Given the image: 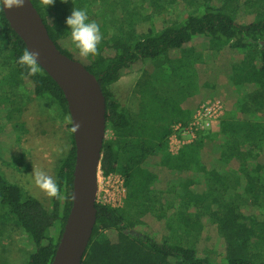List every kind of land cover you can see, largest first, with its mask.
<instances>
[{
    "label": "trees",
    "instance_id": "1",
    "mask_svg": "<svg viewBox=\"0 0 264 264\" xmlns=\"http://www.w3.org/2000/svg\"><path fill=\"white\" fill-rule=\"evenodd\" d=\"M31 2L57 48L99 81L107 124L100 170L121 174L126 187L121 207L96 204L82 264H264V0ZM73 8L100 26L99 55L84 59L73 51L65 23ZM25 48L0 11V134L4 123L22 129L20 114L35 100L66 123L70 146L54 177L63 199L50 198L46 206L0 174V225L27 236L33 249L24 264H51L72 206L75 145L61 88L42 68L28 76L16 62ZM194 50L204 56L196 65L200 92L161 106H171L168 126L136 123L110 87L135 67ZM209 97L225 106L218 131L205 130L170 152L173 126L187 125ZM204 220L220 240L218 261L199 249ZM157 223L164 226L159 237L150 229Z\"/></svg>",
    "mask_w": 264,
    "mask_h": 264
},
{
    "label": "rangeland",
    "instance_id": "2",
    "mask_svg": "<svg viewBox=\"0 0 264 264\" xmlns=\"http://www.w3.org/2000/svg\"><path fill=\"white\" fill-rule=\"evenodd\" d=\"M155 24L159 28L161 21L156 19ZM199 47L200 45L196 49ZM203 59L204 56L198 50L181 54L175 52L170 60L161 57L148 64L147 69L135 67L126 72L110 89L121 105L130 111L136 123L147 121L154 123L159 129L161 126H168L170 121L165 116H169L171 106L166 111L161 106L166 103L171 105L173 101L182 103L190 95L200 92L196 65L202 63ZM207 100L220 99L209 97L203 102ZM223 107L225 112L224 103ZM19 121L23 123L20 130L8 123L3 124L0 134V174L9 181L18 183L25 191L49 206L50 198L34 184L33 170H43L54 179L59 160L70 146L66 123L53 119L39 108L36 100L23 108ZM218 128L219 124L215 123L209 130L217 132ZM176 141L175 139L174 143ZM14 158L21 159V163L15 162ZM195 190L200 191L199 187ZM239 191H242V187ZM174 212L173 209L169 210L172 217ZM163 223L151 225L152 233L159 237L164 232ZM174 227L177 228L175 225ZM51 233H55L54 228ZM175 233L179 234L177 239L183 236L182 231ZM192 240L197 242L195 238ZM198 240L200 250L209 249L214 259H220L217 252H220L221 243L209 221L204 220V229ZM32 249L24 233L12 226L0 225V264H24Z\"/></svg>",
    "mask_w": 264,
    "mask_h": 264
},
{
    "label": "water",
    "instance_id": "3",
    "mask_svg": "<svg viewBox=\"0 0 264 264\" xmlns=\"http://www.w3.org/2000/svg\"><path fill=\"white\" fill-rule=\"evenodd\" d=\"M3 13L26 48L40 53L41 68L61 88L69 117L80 125L73 132L72 206L51 264H82L97 218V174L106 136V99L97 78L80 61L57 48L31 0H25L24 7L5 9Z\"/></svg>",
    "mask_w": 264,
    "mask_h": 264
},
{
    "label": "clouds",
    "instance_id": "4",
    "mask_svg": "<svg viewBox=\"0 0 264 264\" xmlns=\"http://www.w3.org/2000/svg\"><path fill=\"white\" fill-rule=\"evenodd\" d=\"M61 2L67 3L68 0H61ZM41 3L47 7L53 5L55 0H41ZM24 5L25 0H0V11L21 8ZM65 23L70 28V42L73 51L84 59L99 55L98 45L103 39L101 29L96 21L89 20L85 9L73 8ZM39 56L40 53L38 51H31L29 48H25L16 62L27 69L28 76H35L41 72ZM66 120L72 123L70 131L77 132L80 125L72 122L71 117H67ZM33 180L35 186L49 198L63 199L56 181L43 170L34 169Z\"/></svg>",
    "mask_w": 264,
    "mask_h": 264
},
{
    "label": "built area",
    "instance_id": "5",
    "mask_svg": "<svg viewBox=\"0 0 264 264\" xmlns=\"http://www.w3.org/2000/svg\"><path fill=\"white\" fill-rule=\"evenodd\" d=\"M223 115L224 107L220 100L203 102L187 125L179 123L173 126V133L169 139L170 152L176 153L183 145L197 140L200 132L213 128L215 123L219 124ZM175 139L176 143H174ZM97 183L96 204H108L115 208L123 205L126 198V187L121 174L104 175L99 169Z\"/></svg>",
    "mask_w": 264,
    "mask_h": 264
}]
</instances>
